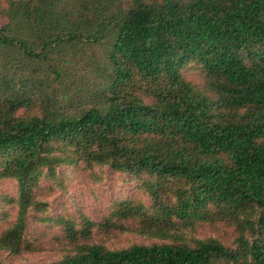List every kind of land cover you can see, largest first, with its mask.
<instances>
[{
    "label": "trees",
    "instance_id": "16d2710c",
    "mask_svg": "<svg viewBox=\"0 0 264 264\" xmlns=\"http://www.w3.org/2000/svg\"><path fill=\"white\" fill-rule=\"evenodd\" d=\"M0 17V182L17 184L0 250L264 264V0H0ZM105 168L138 196L101 222L51 205L69 170Z\"/></svg>",
    "mask_w": 264,
    "mask_h": 264
},
{
    "label": "rangeland",
    "instance_id": "374dc122",
    "mask_svg": "<svg viewBox=\"0 0 264 264\" xmlns=\"http://www.w3.org/2000/svg\"><path fill=\"white\" fill-rule=\"evenodd\" d=\"M0 17V26L3 23ZM192 77H196L192 75ZM197 78V77H196ZM139 182L127 173L113 172L108 168L103 170H95L94 173H74L69 170L63 185L55 186V193L48 196L51 200V205L55 209L64 211L69 209L76 215L83 214L94 221L101 222L109 209V202L123 198L138 196L137 187ZM17 191V184L12 179L3 180L0 182V202H6L2 194H13ZM0 216L7 211V208H0ZM11 218L7 220L0 219V232L8 226V222H12L16 214V209L9 210ZM33 229L39 230L34 227ZM205 234H219L217 231H212L207 228ZM94 239L105 237L103 233L93 234ZM149 241L143 237L133 233H120L113 236L112 243L115 246H127L133 243ZM58 244V243H57ZM57 244H49L42 251L23 252L21 254H12L9 251L0 250V261L3 264L18 263V264H48L60 257V246Z\"/></svg>",
    "mask_w": 264,
    "mask_h": 264
}]
</instances>
